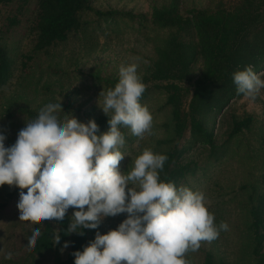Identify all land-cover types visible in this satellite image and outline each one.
Segmentation results:
<instances>
[{
  "label": "trees",
  "instance_id": "obj_1",
  "mask_svg": "<svg viewBox=\"0 0 264 264\" xmlns=\"http://www.w3.org/2000/svg\"><path fill=\"white\" fill-rule=\"evenodd\" d=\"M0 5L12 15L0 32V89L10 81L18 64L23 74L22 84L31 85L36 69L42 65L38 61L50 58L74 35L88 30L85 17L91 15L108 24L133 18L119 12L98 10L91 0H0ZM181 7L182 0H168L166 4L151 7L147 27L156 32L152 39L155 58L142 77L147 87L140 99L146 106L154 93L164 98L160 107L163 123L158 126L162 136L150 142V149L168 157L159 173L160 179L171 181L177 187L191 182L198 174H205L211 162L220 163L227 155L228 148L216 147L211 125L215 123L216 114L230 101L244 96L238 94L233 74L247 66H252L257 74L264 68V0H218L207 8H193L186 16ZM22 32L34 36V46L27 56L15 52L17 39L23 38ZM198 62L202 63V72L191 91L185 85L191 84L193 68ZM261 79L264 80V76ZM118 81L119 78L104 80L105 91L114 88ZM149 84L153 86L149 87ZM12 111L11 107L5 111L9 120L18 113L29 119L38 116L27 109ZM110 116L97 117L92 113L89 120L95 119L103 133L109 129ZM257 123V119L249 114L233 117L226 144L251 133ZM125 128L121 126L122 130ZM187 133L189 137L182 146ZM197 146L211 149L205 161L202 164L184 161L185 153ZM262 178L261 185L242 186L246 191L248 216L240 249L245 264H264V175ZM20 191L13 186L10 197L18 199ZM73 211L69 209L64 221L51 220L33 225L20 221L18 210L16 228L12 227L15 228L12 236L0 252V264H40L46 260H52V264H74L72 253L82 252L95 239L97 231L102 234L104 227L101 223L98 229H83V235L68 234ZM36 227L41 229L42 235L36 246L29 250L28 238ZM58 232L60 243L55 244L54 236ZM65 242H70L66 249L63 248ZM9 252L12 259L5 258ZM202 264L225 263L207 253Z\"/></svg>",
  "mask_w": 264,
  "mask_h": 264
},
{
  "label": "clouds",
  "instance_id": "obj_2",
  "mask_svg": "<svg viewBox=\"0 0 264 264\" xmlns=\"http://www.w3.org/2000/svg\"><path fill=\"white\" fill-rule=\"evenodd\" d=\"M137 70V63L122 64L118 83L100 93L99 106L108 117L111 113L106 132L100 133L95 119L82 123L70 115L61 121L60 102L42 107L12 146L5 147L6 136L0 134V186L21 189L20 221H64L72 208L67 233L83 235V229H98L106 217L127 214L116 229L97 231L82 252L72 253L74 264H188V252L229 228L223 221L215 224L202 192L160 179L166 155L145 148L129 171L120 170L121 126L139 140L151 135L153 126L149 109L140 103L145 84ZM233 81L238 94L252 99L264 89L252 66L235 72ZM41 235L39 227L32 230L29 250ZM54 240L60 243L59 232ZM5 258L12 259V253Z\"/></svg>",
  "mask_w": 264,
  "mask_h": 264
},
{
  "label": "rangeland",
  "instance_id": "obj_3",
  "mask_svg": "<svg viewBox=\"0 0 264 264\" xmlns=\"http://www.w3.org/2000/svg\"><path fill=\"white\" fill-rule=\"evenodd\" d=\"M217 1L182 0V14L186 16L193 8L213 6ZM91 2L94 8L103 12H119L133 18H123L108 24L91 15L85 17L88 30L74 35L50 58L38 61L37 63L42 65L36 69L31 85L22 84L23 74L20 65L16 66L10 81L0 89V134L6 136L5 147L12 146L19 131L26 126V122L33 120L23 113H18L15 118L9 120L5 113L7 108L11 107L15 113L27 109L38 114L48 103L61 102L63 111L58 113L61 121L66 116L74 115L80 122L87 123L92 113L97 117L107 116L99 106L103 103V96H100V93L106 92L102 84L104 80L119 78L120 66L130 63L138 64L137 71L142 78L146 68L154 60L152 39L155 38L156 32L147 27L151 7L153 4H166L168 0H91ZM10 16L11 13L0 5V32L2 25ZM21 34L23 38L17 39L15 52L20 56H27L34 46V36L25 32ZM201 72L202 63L198 62L193 68L191 84L185 85L187 89L192 91L191 86L200 77ZM258 75L260 78L264 76V68ZM190 99L191 95L186 106ZM163 103V96L154 93L146 104L153 117V126L151 135L146 134L143 140L134 136L128 127L120 129L125 137V145L120 149L125 155L119 165L122 172L129 171L143 149H150V142L162 136V129L158 126L163 123L164 114L160 111ZM246 114L257 119L256 127L251 133L244 134L230 145L226 144L233 117H243ZM211 130L216 147L228 148L227 155L220 163L211 162L205 174L196 175L191 182L183 186L202 192L208 210L215 216V224L219 225L223 221L229 228L227 231H220L218 238L212 242H202L200 248L195 252H188L185 259L188 264H202L206 254L212 253L225 264H245L246 259L240 254V249L248 216L245 208L246 191L242 186L250 187L248 186L250 184L257 186L263 181L264 89L260 90L255 99L243 96L230 101L216 114ZM188 137L189 133L181 142L182 146ZM210 150L209 147L197 146L187 151L183 160L202 164L210 155ZM12 191L13 186L7 184L0 186V252L7 244L8 237L12 236L18 219L17 203L20 197L11 198ZM126 218L127 214L104 218L102 234L116 229ZM40 264H52V260Z\"/></svg>",
  "mask_w": 264,
  "mask_h": 264
}]
</instances>
